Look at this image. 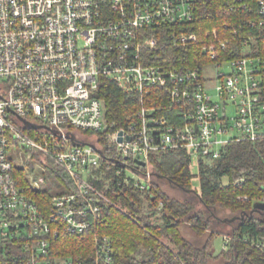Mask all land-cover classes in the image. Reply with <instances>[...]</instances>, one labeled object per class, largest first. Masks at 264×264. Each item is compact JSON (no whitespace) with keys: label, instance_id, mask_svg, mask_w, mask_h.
Listing matches in <instances>:
<instances>
[{"label":"built area","instance_id":"obj_1","mask_svg":"<svg viewBox=\"0 0 264 264\" xmlns=\"http://www.w3.org/2000/svg\"><path fill=\"white\" fill-rule=\"evenodd\" d=\"M195 1L0 0V264H113L105 235L95 236L90 258L55 249L61 233L86 234L103 205L114 204L106 192L112 176L95 169L114 168L117 186L145 192L150 153L180 148L198 165L231 140L264 138V0H233L255 4L259 32L242 39L237 56L210 63L211 77L140 61L156 43L146 30L191 19ZM185 39L196 38L174 41ZM203 49L219 56L214 43ZM100 76L140 96L124 126L108 128L95 95ZM9 152L61 169L70 188L52 194L44 212L18 185ZM30 178L42 188L44 176ZM255 244L264 250V236Z\"/></svg>","mask_w":264,"mask_h":264},{"label":"trees","instance_id":"obj_2","mask_svg":"<svg viewBox=\"0 0 264 264\" xmlns=\"http://www.w3.org/2000/svg\"><path fill=\"white\" fill-rule=\"evenodd\" d=\"M250 6L241 8L233 0H196L191 19L156 24L146 30L147 37H154L156 43L151 49H142L140 61L202 71L214 61L229 60L239 54L242 39L259 32L255 4ZM190 34L196 39L174 41L176 36ZM226 40V47L220 49L219 41ZM210 43L219 52L216 59L210 57V50L203 49ZM95 95L104 101L109 129L124 126L140 103L138 93L126 92L106 76L99 77ZM149 161L155 176L167 179L186 196L180 199L166 193L156 180L145 192L128 184L117 186L114 168L107 169L106 175L112 178L106 192L114 204L103 205L101 218L93 221L86 234L61 233L55 242L58 254L90 258L95 236L105 235L110 241L113 264H208L211 258H220L223 264H264V250L255 244L264 236V209L252 206L264 201V138L229 141L219 157L200 158L196 174L184 149L150 153ZM105 169L103 165L95 170ZM25 172L22 167L13 168L18 185L37 200L44 212L50 207L52 186L70 188L59 168L52 167L50 186L43 188L31 187ZM193 177L198 178V188L192 183ZM222 178L227 179L226 184ZM217 206L239 210L240 214L232 218L216 215ZM184 223L199 236L209 231L202 245L183 236L180 226ZM224 233L229 237L227 247L213 254L210 249L214 237ZM165 238L171 245L163 241Z\"/></svg>","mask_w":264,"mask_h":264},{"label":"rangeland","instance_id":"obj_3","mask_svg":"<svg viewBox=\"0 0 264 264\" xmlns=\"http://www.w3.org/2000/svg\"><path fill=\"white\" fill-rule=\"evenodd\" d=\"M220 69L225 70L226 68L221 67ZM212 71H214V65L213 64H207L203 68V73L205 76L211 77ZM14 119L17 122H20L17 117L16 118L14 117ZM84 136L87 140H90V141L91 140H93L95 142L101 141L100 140L101 136L99 134L88 133V134H85ZM9 153L13 158L14 165L18 166V167H22L26 171L25 173H26L28 182L31 185V187H36V186L32 185V183H31L32 179L30 178V175L33 176L34 179H38L39 177L44 176L45 181L41 183L42 188H43V186H46V185L50 186L49 183L52 181V176L50 175L52 167H51V169H47V168L43 169L42 167L39 166L38 161L36 158H34V156H32L31 158H28L29 160L24 161V160H21L20 158H18L15 154H13L11 152H9ZM197 166H198L197 164L191 165V170H192L193 174L197 173V171H198ZM149 167L151 168L152 180L153 181L156 180L161 185L162 189L166 193L173 195L175 197H178L180 199H183L186 196V193L184 191H182L181 189H179L175 185L171 184L167 179L155 176V174L153 173L150 161H149ZM106 172H107V169L99 170L98 172H96V170H95V171H93V174H94V176L105 178V177H107ZM191 180H192L193 185L198 188L199 187L198 178L193 177V179H191ZM222 183L226 184L227 179L222 178ZM52 187L51 188L53 189V191H52L53 194L63 191V190H60V188H57L56 186H52ZM55 188H57L58 190ZM64 188L66 189L67 187H64ZM214 211H215L216 215L227 216L228 218H232V216H238L240 214L239 210L232 212L229 209H222L218 206L214 208ZM228 221H226V222H228ZM223 228L229 229V226L224 225ZM180 229H181V232H182L184 237L193 241L197 245H202L204 243L206 237L208 236V233H209V231H206L204 234L199 236L192 230V228L190 227V225L188 223L182 224L180 226ZM227 236L228 235L224 233L222 235L220 234V235H216L214 237L213 242H212V246L210 249V250H212L213 254H217L222 248L227 247ZM163 241L164 242L166 241L167 244L171 245L170 242L166 238ZM208 264H223V262H222V259H220V258L219 259H212L211 258V259H209Z\"/></svg>","mask_w":264,"mask_h":264},{"label":"water","instance_id":"obj_4","mask_svg":"<svg viewBox=\"0 0 264 264\" xmlns=\"http://www.w3.org/2000/svg\"><path fill=\"white\" fill-rule=\"evenodd\" d=\"M138 163L144 164V161L138 160ZM252 206H254L255 209H264V201H256Z\"/></svg>","mask_w":264,"mask_h":264}]
</instances>
